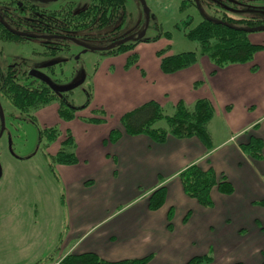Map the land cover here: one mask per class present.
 Masks as SVG:
<instances>
[{"label":"crops","instance_id":"obj_1","mask_svg":"<svg viewBox=\"0 0 264 264\" xmlns=\"http://www.w3.org/2000/svg\"><path fill=\"white\" fill-rule=\"evenodd\" d=\"M248 39L261 49L244 64L215 69L207 57H201L194 66L165 75L160 70V59L155 60L153 65L149 64L146 75L152 83L160 80L164 85L157 92L147 89L136 94L132 98L138 102L132 101L131 108L123 109L126 113L151 100L164 106L179 101L191 105L206 98L214 108L208 125L211 149L196 138L169 137L165 143L157 144L144 135H123L114 144H104L109 132L120 128L119 119L115 127L108 122L104 128L93 126L98 129L93 143L99 150L77 149L78 142L82 145L84 140L81 142L83 138L77 139L72 134L77 163L54 168L58 174L54 178L57 182L61 180L63 189L59 206L67 218L66 231L60 239L65 254L48 264H59L68 254L84 253H94L112 262L150 258L146 264H186L189 259L211 251V245L217 252L245 248L248 259L244 263L251 264L252 254L255 257L254 252L262 249L256 243L248 245L250 239H242L238 229L263 235L255 221L264 216V207L261 211L248 207L252 200L263 204L264 185L259 184L258 176L245 161L240 144L254 137L262 141L264 149V32H251ZM135 75L140 81L141 77ZM218 117L228 131L222 140L216 139L213 129ZM55 122L70 131L72 125L81 124L77 119L64 123L58 117ZM243 163L247 164L256 188L252 191L244 188L243 192L229 195L213 188L210 192L213 205L209 208L187 197L178 178L180 172L193 164L203 169L211 167L220 178L226 171L237 172L236 167H242ZM128 178L134 190L130 197L124 182ZM235 178L244 185L239 176ZM160 186L166 189L165 202L160 209L150 211L148 198ZM7 226L4 222L1 229L3 236L8 237ZM11 243L5 244L7 250L20 249L16 248L18 243L16 246Z\"/></svg>","mask_w":264,"mask_h":264},{"label":"rangeland","instance_id":"obj_2","mask_svg":"<svg viewBox=\"0 0 264 264\" xmlns=\"http://www.w3.org/2000/svg\"><path fill=\"white\" fill-rule=\"evenodd\" d=\"M17 1L21 5V0ZM27 1L38 5L49 3V0ZM230 1L213 0V10L226 9L230 6ZM144 2L148 16L140 0H128L125 10L127 20L114 36L100 32L97 33L95 40H91L83 38L80 33V37L70 43V49L65 53L69 57L64 65L65 73L56 84L67 86L78 83L66 100L75 107L82 108L76 112V119L82 125L74 124L70 131L77 139L83 138L81 142L84 140L82 145L78 142L79 150H99L93 143L98 130L93 129V126L101 125L104 128L109 123L115 127L119 116L125 112L123 109L131 108L132 101L138 102L136 98H132L133 96L146 92L147 89L157 92L156 90L164 85L162 81L159 83L160 80L154 84L148 79L146 73L150 68L149 64L153 65L152 62L162 56L197 50V45L188 41L183 35V29L189 20L192 23L190 27H193L203 18L216 15L203 4L199 8H194L181 0H144ZM248 2L250 4L247 6L231 5L228 14L235 19L250 17L264 19V0H248ZM184 4L187 6L183 7ZM86 5L87 2L83 0L78 2L75 8L82 9ZM181 6L182 10H180ZM231 25L242 28L238 23L232 22ZM166 33H169L170 37H167ZM124 38L134 44L133 50L118 56H109L107 51ZM32 48L37 47L0 42V75L6 65L16 64L20 59L27 62L35 61L37 57L31 54ZM131 54H136L137 59L134 65L127 69L125 64ZM31 69L40 73L45 72L39 63L31 66ZM148 73L151 74L150 70ZM135 74L141 77L140 81ZM0 109V264H48L50 260L55 261L65 254L60 239L62 233L66 231L64 226L67 218L58 201L63 191L62 182L60 179L59 182L56 181L58 174L55 169L56 179L50 173L39 147L53 153L58 149L68 127H60L56 124V104L34 113L35 121L29 115L15 111L1 97ZM163 109L165 114H171L172 104H165ZM90 117H103L105 122L92 123L89 121ZM83 125L89 126L85 128ZM52 126L60 128L61 138L51 145H45L46 141H39V128ZM158 126L166 127L165 123ZM213 129L218 140L228 135L220 117L213 122ZM86 142L88 145H85ZM241 152L247 164L258 176L259 184L264 185V149L262 148L260 157L256 159L247 152ZM247 164L243 163L242 167H236L237 172L231 173L229 170L219 175V177L224 176L232 185L233 192L240 193L245 189L252 191L256 188L252 176L247 171ZM235 176H239L244 185L241 180H236ZM130 181L129 178L124 181L128 197L134 192L130 187ZM234 197L236 198L237 194ZM263 207L264 202L262 204L252 200L248 208L261 211ZM4 222L9 227L8 237L3 236L1 229ZM255 222L263 235H254L248 230L247 232L239 229L238 234L244 240L250 239L248 245L256 243L263 251L254 252L255 257L252 254L253 259L250 263L264 264V216ZM18 232L25 234L18 236ZM10 242L12 246L18 243L16 248L20 249L7 250L5 244ZM210 248L211 251L202 255L211 256L212 264H233L238 260L246 264L244 260L248 259L245 248L233 252L213 251V245ZM249 252L251 254L252 251Z\"/></svg>","mask_w":264,"mask_h":264},{"label":"trees","instance_id":"obj_3","mask_svg":"<svg viewBox=\"0 0 264 264\" xmlns=\"http://www.w3.org/2000/svg\"><path fill=\"white\" fill-rule=\"evenodd\" d=\"M0 1V42L37 47L31 50V54L37 57L35 61L27 62L20 59L18 63L3 68L0 75V97L15 111L29 115L34 121V113L51 104L57 105L56 113L60 121L69 123L75 120L76 112L82 108H77L66 100L71 91L65 93L53 91L47 84L30 75V71H36L31 69V66L39 63L45 69L43 74L54 84L58 83L65 73L64 65L69 59L65 53L69 51L70 43L79 38L80 33L83 38L91 40H95L97 33L100 32L114 36L127 20L125 10L128 0H85L87 5L82 9H76L75 6L83 0L77 2L60 0L52 5L32 4L27 0H21V5L17 0ZM188 5L192 7L193 3ZM196 5L199 8L197 2ZM182 6L185 7L187 4ZM230 8L211 10L216 15L203 18L193 27H190L192 23L189 20L183 29V35L197 45V50L162 56L161 72L165 75L174 74L194 66L201 57H207L215 69L249 62L261 47L252 44L248 34L264 32V19L255 17L235 19L228 14ZM232 22L241 24L242 28L232 26ZM166 36L170 37V34L166 33ZM129 41L126 38L121 39V42L112 46L107 54L118 56L131 52L134 44ZM136 59V54L127 57L125 68L133 66ZM213 116V105L206 98L198 99L191 105L179 101L172 105L171 114H165L163 106L151 100L122 114L119 117L120 128L112 129L103 143L114 144L123 135H144L157 144L165 143L169 137L196 138L209 150L213 142L208 125ZM89 121L97 124L105 122L103 117H90ZM161 123H165L166 127L158 126ZM38 134L40 142L46 141L45 145H51L61 138V130L57 126L39 128ZM262 145L260 139L253 137L248 143L240 144V148L256 159L260 157ZM39 148L54 177L55 166H71L77 163L75 140L70 130L65 131L64 138L54 153L43 150L41 146ZM178 178L185 195L194 199L203 208L212 207L210 192L213 188L224 195L233 192L232 185L225 177L218 178L211 167L203 169L198 164H193L180 172ZM165 196L164 186L156 188L148 198V209L150 211L160 209L165 202ZM149 259L112 262L103 260L94 253H84L68 254L60 259L59 264H146ZM212 262L211 256L202 255L189 259L186 264Z\"/></svg>","mask_w":264,"mask_h":264},{"label":"water","instance_id":"obj_4","mask_svg":"<svg viewBox=\"0 0 264 264\" xmlns=\"http://www.w3.org/2000/svg\"><path fill=\"white\" fill-rule=\"evenodd\" d=\"M140 1H141V4H142V7L144 9V12H145L146 16H148V10L146 8L144 0H140ZM29 73H30V75L38 78L39 80H41L42 82L47 84L53 91L58 92V93L69 92L76 85H78V83H76V84H73V85L58 86V85L54 84L53 82H51V80L47 76H45L43 73H40L38 71H30Z\"/></svg>","mask_w":264,"mask_h":264},{"label":"flooded vegetation","instance_id":"obj_5","mask_svg":"<svg viewBox=\"0 0 264 264\" xmlns=\"http://www.w3.org/2000/svg\"><path fill=\"white\" fill-rule=\"evenodd\" d=\"M60 0H49L48 5H52L53 3L59 2ZM64 1H75V0H64ZM78 0H76L77 2ZM183 3H193L194 8H197L196 2L198 3V6H201V4L205 5L209 10H213V0H181ZM141 3V1H140ZM250 3L248 0H231L229 5H237V6H247ZM186 5V4H185ZM196 5V6H195ZM230 6L226 7L227 9L230 8Z\"/></svg>","mask_w":264,"mask_h":264}]
</instances>
